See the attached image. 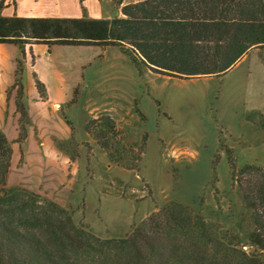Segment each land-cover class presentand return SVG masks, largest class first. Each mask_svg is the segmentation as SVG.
Instances as JSON below:
<instances>
[{
  "label": "rangeland",
  "instance_id": "obj_1",
  "mask_svg": "<svg viewBox=\"0 0 264 264\" xmlns=\"http://www.w3.org/2000/svg\"><path fill=\"white\" fill-rule=\"evenodd\" d=\"M126 66L129 83L121 99L130 112L119 125L106 112L87 117L84 126L71 121L64 110L86 94L80 84L79 96L61 110L63 126L52 120L40 128L38 113H31L18 129L3 128L11 151L7 185L57 204L100 239L126 236L174 201L246 242L249 209L239 199L228 160L264 171V50L249 52L221 77L138 78L128 59ZM104 114L116 125L117 133L106 137L113 157L135 169L110 161L86 131L89 120ZM37 155L57 163L39 172Z\"/></svg>",
  "mask_w": 264,
  "mask_h": 264
},
{
  "label": "trees",
  "instance_id": "obj_2",
  "mask_svg": "<svg viewBox=\"0 0 264 264\" xmlns=\"http://www.w3.org/2000/svg\"><path fill=\"white\" fill-rule=\"evenodd\" d=\"M121 15L105 20L0 15V43L16 45L22 55L32 43L117 47L138 74L148 70L178 79L221 77L249 50H264L263 0H142L124 5ZM35 86L43 97V85L36 80ZM86 131L110 161L135 169L113 157L106 137L117 130L109 115L89 120ZM137 153L140 158L143 146ZM10 155L0 132V264H264V171L256 165L237 167L228 160L239 199L249 209L251 228L243 244L174 201L126 236L100 239L57 204L8 186Z\"/></svg>",
  "mask_w": 264,
  "mask_h": 264
},
{
  "label": "crops",
  "instance_id": "obj_3",
  "mask_svg": "<svg viewBox=\"0 0 264 264\" xmlns=\"http://www.w3.org/2000/svg\"><path fill=\"white\" fill-rule=\"evenodd\" d=\"M140 1L142 0H4L0 15L5 18L105 20L121 17L124 5ZM254 50L259 51L257 48L249 50L237 63ZM126 59L129 60L117 47L47 46L32 43L24 46L22 55L16 45L0 43V132L3 134L5 127L18 129L22 122L29 119L31 113H38L40 128L43 124L50 126L48 123H52V120L58 126H63L66 121L61 110L73 95L79 96L76 90L80 84L87 89L86 94L79 96L80 101L76 100L75 104L63 109L70 115L71 121L84 126L87 117L106 112L119 125L122 116L130 112L121 99L124 98L129 83L125 73ZM130 64L132 65L131 62ZM132 67L138 78L144 73H150L145 70L138 74L133 65ZM36 80L44 87L43 97L36 89ZM140 93L144 94L142 89ZM47 150L51 151L50 147ZM31 158L27 157L26 162ZM34 159L38 161V166H32L34 169L38 168L39 172L57 163L52 158L43 163L38 155Z\"/></svg>",
  "mask_w": 264,
  "mask_h": 264
}]
</instances>
